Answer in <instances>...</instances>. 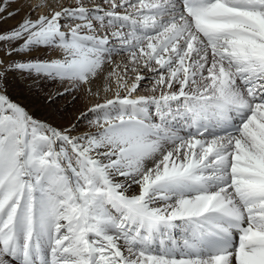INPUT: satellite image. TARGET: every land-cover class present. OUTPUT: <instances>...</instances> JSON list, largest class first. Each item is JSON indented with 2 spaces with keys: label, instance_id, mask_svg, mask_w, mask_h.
<instances>
[{
  "label": "snow or ice",
  "instance_id": "snow-or-ice-1",
  "mask_svg": "<svg viewBox=\"0 0 264 264\" xmlns=\"http://www.w3.org/2000/svg\"><path fill=\"white\" fill-rule=\"evenodd\" d=\"M13 3L0 81L95 102L81 132L0 90V264H264V0Z\"/></svg>",
  "mask_w": 264,
  "mask_h": 264
},
{
  "label": "bare ground",
  "instance_id": "bare-ground-1",
  "mask_svg": "<svg viewBox=\"0 0 264 264\" xmlns=\"http://www.w3.org/2000/svg\"><path fill=\"white\" fill-rule=\"evenodd\" d=\"M35 2V0H33ZM67 2V0H65ZM19 6L22 11L18 14L19 20H17V23L21 20V18L27 13L28 9L26 10L24 7L25 5L23 3H20L17 5L16 3H13L14 9ZM23 10H26V12H23ZM16 23V25H17ZM35 55L44 58L48 56H56L55 51H49L45 49H41ZM23 77H26L23 74ZM46 82V81H45ZM44 81L33 83L32 80H29L27 78H24L23 80L17 81V86L19 87L18 90L15 92V96H17V99L21 101L23 106L27 109L30 115H32L34 118L40 121H45L48 123L53 124L57 127H68V123L70 124H76L77 128L78 122L76 121L77 117H74L72 113L66 112L64 109L63 111L55 109V112L51 108V102H44L43 101V92H46L52 87V84L46 83ZM49 82V81H48ZM145 82H142V84ZM55 87L60 89V85L56 84ZM62 90V89H61ZM145 89H142L141 91H144ZM86 100H82V98L78 99L77 105L81 108H87L90 107L93 102H95L94 97H89L86 95ZM67 102H70L68 100ZM62 107V106H61ZM86 110V109H85ZM78 130V129H77ZM82 132V131H81ZM135 189H133L134 191Z\"/></svg>",
  "mask_w": 264,
  "mask_h": 264
},
{
  "label": "rangeland",
  "instance_id": "rangeland-1",
  "mask_svg": "<svg viewBox=\"0 0 264 264\" xmlns=\"http://www.w3.org/2000/svg\"><path fill=\"white\" fill-rule=\"evenodd\" d=\"M24 8L27 10L26 7H24ZM12 9H14L13 4H12ZM26 10H23V12H26ZM17 20H19L18 15L14 16L12 18L6 17L2 21H0V27H2L3 29H8V28L14 27L17 23ZM23 55H24V53H20V56H23ZM17 58H19V57H17ZM24 78H27V77H23V74H21V73H8L7 78L3 81H0V90L5 91V93L9 96V98L13 102L18 103L21 106H23V104L21 103V101H19L17 99V96H15V93H16L15 91L19 89V87L17 86V81L23 80ZM45 81H44L45 84L46 83L52 84V87L49 90H47L46 92H43V94H42L43 95V101L44 102L47 101L49 103L50 102L48 99L49 95H55L56 92L58 90H61V89H58L57 87H55L56 83H53L51 81L48 82L47 80H45ZM142 89H145V90L141 91V94L150 91L147 87H142L141 90ZM74 96L78 97V98L74 100L73 99ZM80 98H82V100H86L85 99L86 95H85L83 90H80L79 92H73L71 95H69V94L60 95L54 100V102H51V108L54 112H55L56 107H57V109H59L61 111H63L65 109L66 112L72 113L74 117H78L80 115V113L82 111H85V109H86V108L82 109L81 105L80 106L77 105L78 99H80ZM68 100H70V102H67ZM26 111H27V109H26ZM76 121H77V119H76ZM78 123H79L78 124L79 128H77L78 131H88L84 121H79ZM69 124L70 123H68V125Z\"/></svg>",
  "mask_w": 264,
  "mask_h": 264
}]
</instances>
